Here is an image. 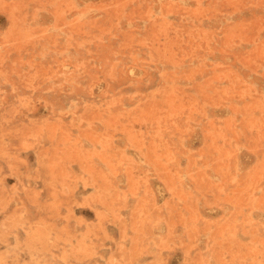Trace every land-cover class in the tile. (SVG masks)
<instances>
[{"label":"rangeland","instance_id":"obj_1","mask_svg":"<svg viewBox=\"0 0 264 264\" xmlns=\"http://www.w3.org/2000/svg\"><path fill=\"white\" fill-rule=\"evenodd\" d=\"M0 264H264V0H0Z\"/></svg>","mask_w":264,"mask_h":264}]
</instances>
